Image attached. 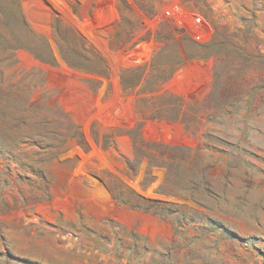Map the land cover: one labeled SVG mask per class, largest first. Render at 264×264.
I'll return each instance as SVG.
<instances>
[{
  "label": "rangeland",
  "instance_id": "1",
  "mask_svg": "<svg viewBox=\"0 0 264 264\" xmlns=\"http://www.w3.org/2000/svg\"><path fill=\"white\" fill-rule=\"evenodd\" d=\"M0 264H264V0H0Z\"/></svg>",
  "mask_w": 264,
  "mask_h": 264
},
{
  "label": "built area",
  "instance_id": "2",
  "mask_svg": "<svg viewBox=\"0 0 264 264\" xmlns=\"http://www.w3.org/2000/svg\"><path fill=\"white\" fill-rule=\"evenodd\" d=\"M194 19L197 20V22H200V20H201L200 17H198V16L194 17ZM195 36L197 39H199L201 37L199 34H196Z\"/></svg>",
  "mask_w": 264,
  "mask_h": 264
}]
</instances>
